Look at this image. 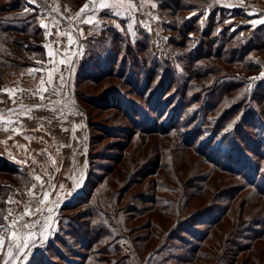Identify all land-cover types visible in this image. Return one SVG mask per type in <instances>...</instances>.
<instances>
[{"label": "rangeland", "instance_id": "obj_1", "mask_svg": "<svg viewBox=\"0 0 264 264\" xmlns=\"http://www.w3.org/2000/svg\"><path fill=\"white\" fill-rule=\"evenodd\" d=\"M9 1L13 0H0V3ZM16 1L20 2L18 10L5 11L2 15L13 17L16 14L22 18L32 15L34 23L40 27L46 25V28L41 27L44 54L37 53L35 58H29L28 61L34 62L31 65L7 71L0 93L8 94L0 103V115L22 103L23 106L44 105L38 109L47 117L50 137L43 155L31 158L32 164H36H31L32 167L41 170L40 180L35 179L36 173L34 175L28 164L20 165L8 157L19 164L27 181L23 180L24 184H19L6 202V213L0 224V239L3 240L0 264L5 261L9 264H88L95 256L102 260L96 264H264V196L254 184H249L239 172L219 169L197 153L194 147L201 138L193 146L190 140L176 132L157 134L139 130L137 124L154 122L157 111H152L143 102L152 99L150 91L139 100L128 90L130 86L122 77L113 75V69L123 67L119 63L125 57L124 50H119L115 64L107 55L101 58L99 50L85 52L89 41L108 27H115L130 42L146 39L149 35L155 57L167 61V67L175 75L185 76V67L177 50L166 41L168 33L158 10L159 0H148L147 3L144 0H117L121 2L118 4L114 0L110 10L105 7L110 4L108 0ZM211 1L209 4L227 8L222 14V27L227 25L228 29H235L243 40L260 25H254L253 21L264 20V0ZM153 3L156 8L151 6ZM238 8L241 10L232 11ZM81 9L85 11L81 12ZM204 11L198 19L201 28L207 20L208 10ZM194 13L199 12L191 10L187 15ZM75 14L80 15L76 20ZM86 19L88 23L84 22ZM46 32L51 34L46 36ZM191 35L192 42L197 43L200 32ZM48 41L56 52L49 55V59L46 53ZM70 42L71 49L66 56L64 53ZM249 57L258 64L257 69L247 70L240 63L226 65L223 70L226 73L219 82L222 87L229 82L225 79L228 75H243L247 83L241 87L238 99L245 101L244 104L251 96L262 93L264 47L254 49ZM130 58V54L127 55L126 64ZM105 63H112L113 66L108 67L111 72L99 75L104 71L103 67L106 68ZM36 66L61 68L60 74L54 75L58 81L54 87L56 91L52 93L51 89L52 97L47 100L40 99L37 83L28 84L18 78L23 71ZM126 66L128 69L129 64ZM126 73H129L127 76L136 74L134 71ZM61 74L63 82L60 81ZM163 95L171 93L163 91ZM251 103L255 105V101ZM198 105L188 106L182 117L191 115ZM164 122L165 118H161L157 123ZM255 125L251 129L260 133L261 138L253 144L264 149V120L259 121L257 127ZM204 128L211 132L209 127ZM226 134L224 129V136ZM226 149L225 144L218 148L216 158L238 168H248L251 160L257 159L249 153L250 156L245 154L225 160ZM0 153L3 154L1 150ZM256 163L263 165L264 159H257ZM63 171L68 176L62 184L64 189L60 190L62 195L50 197L40 206L43 210L35 212L26 222L35 227L17 231L16 223L10 219L22 210L30 191H41V181L45 186L48 177L51 179ZM3 180L0 174V181ZM62 205L69 208L58 210ZM97 222L108 230L93 247H113L107 256H100L104 250L93 254L92 246L79 249L76 244V235L83 236V232L91 227L95 232L93 226ZM9 244L13 246L11 250ZM18 244L19 254L16 252ZM77 250L86 253L82 262L76 255ZM59 252L64 256L60 257Z\"/></svg>", "mask_w": 264, "mask_h": 264}, {"label": "trees", "instance_id": "obj_2", "mask_svg": "<svg viewBox=\"0 0 264 264\" xmlns=\"http://www.w3.org/2000/svg\"><path fill=\"white\" fill-rule=\"evenodd\" d=\"M210 1L159 0L158 10L163 15V27L168 33L166 41L172 46V49L177 50V55L185 67V76L184 74L175 75V72L167 67V61L155 57L148 41L149 35H146V39L141 38L130 42L115 27H108L101 35L94 36L89 41L85 52L87 54L95 49L99 50L101 58L107 55L115 64L118 61L119 50H124L123 56L125 57H122L119 63L123 67L113 69V75L122 77L126 85L130 86L128 90L135 93L139 100H143L147 96V92L150 91L149 95L152 99H146L143 102L152 111H157L154 122L142 126L137 124L140 127L139 130L157 134L176 132L190 140L189 142L193 146L197 139L201 138L197 147H194L197 153H201L208 162L219 169L236 174L239 172L249 184H254L255 189L264 196V164L256 163L257 159H264V149L260 146H254L253 143L256 142V139L259 142L261 136L260 133L251 129L253 125L256 124L255 127H257L258 122L264 120V98L262 99L264 97V85H261L262 93H258L257 97L251 96L245 104V101L238 99L241 87L247 83L243 75H228L225 79H229V82L222 87L219 86V82L226 73L223 71L226 65L240 63L244 64L247 70L258 68V64L249 55L254 49L264 47V24H260L247 39L243 40L242 36H238L237 31L228 29L227 25L222 27V14L227 8L216 7L209 4ZM19 5L20 2L16 0L0 3V87L5 82L7 71L25 64L31 65L34 62H32L33 60L28 61L29 58H35L37 53L40 56L44 54V35L39 24L34 23L32 15L23 18L16 14L13 17L2 15L5 11H17ZM206 9L208 10L206 12L207 20L205 26L201 28L198 19L205 13L204 10ZM191 10H197L199 13L188 16L187 13ZM235 10L241 9H232V11ZM197 31L200 32V38L195 43L192 42L191 33ZM234 36L238 37L234 38ZM123 40L125 41L124 48ZM188 44H192V47ZM129 54L131 56L128 62L129 68L126 69L128 64H126L125 58ZM84 64L87 63L84 62ZM105 65L106 68L102 66L104 71L99 75H105L104 72H111V69L108 68L110 65L108 63ZM126 71H134L136 74L132 75L131 73L130 76H127L126 74L129 73ZM216 89L219 92H216ZM163 91L170 92L171 99L169 96H162ZM254 101L255 105L251 103ZM196 103L199 104L196 107L197 110L195 108L191 115L183 118L182 114H184L185 109ZM151 104H154L153 108ZM161 118H165V122L158 125L157 122ZM87 124L89 126V121ZM229 125L232 127L229 128ZM204 126L209 127L211 132L205 130ZM224 129L227 132L225 136ZM204 132L209 133L202 135ZM262 137L264 138V135ZM86 143L89 145L88 140ZM224 144L228 146L225 155H223L225 160L226 158L234 159L239 155L245 156V154L250 156L249 153L257 159L251 160V165L248 168L235 167L228 161L216 158L219 153L218 148ZM249 158L247 157V159ZM249 169L251 170L249 171ZM0 174L3 175L4 179L0 181L1 224L6 213L5 207L8 196L19 184H24V181H27L24 180L27 176L20 171L18 163L1 153ZM64 208L69 207L62 205L58 210ZM93 228L97 232L92 231L91 227L83 232V236L76 235L78 236L76 244H79V249H87L92 246L94 248L93 254H96L98 250H104L100 256H107L113 247L98 249L93 246L99 244V241L107 234L108 229L100 222L94 224ZM161 244L163 246L164 243ZM58 254L60 257L64 256L62 252ZM76 255L80 256L81 262L86 257V253L81 250H77ZM97 261L102 260L95 256L91 261H88V264H94Z\"/></svg>", "mask_w": 264, "mask_h": 264}, {"label": "crops", "instance_id": "obj_3", "mask_svg": "<svg viewBox=\"0 0 264 264\" xmlns=\"http://www.w3.org/2000/svg\"><path fill=\"white\" fill-rule=\"evenodd\" d=\"M108 1L110 2V4L107 3L106 9L110 10L113 6L112 3L114 0ZM115 1L116 4L121 3L117 0ZM83 11H85V9ZM78 17H80V15L75 14L74 19L76 20ZM46 44V53L49 59V54L51 53L53 55L56 52H54L53 48L50 46L49 41ZM40 65L41 64H39V66ZM39 66L28 69L27 71H23L21 76H19L18 78L26 81V83L28 84H32L35 82L40 89L41 78L43 77V79L47 81L49 79V72L53 68H45L44 66ZM56 69L58 71L54 73L55 77H57L61 71V68L59 67H56ZM55 77L52 80L51 86H49L47 83H45L44 85L45 87H49V91L43 93V95L46 97L45 100H47L48 97H52L51 89L56 87L58 82ZM35 106L36 105H24L23 111H18L19 109H21V106H19L4 115H0V150L5 156L12 158L20 165L28 164L34 175L36 173L37 177L41 174V170L39 168L35 169L34 167H32V165L36 164H32L31 158H34L38 155H43L45 150V143L46 140L49 139L50 134L47 131L49 123L47 122L46 115L44 114V112L40 111V109L35 108ZM28 109H32V111L29 112ZM9 121H14L16 123H8ZM67 176L68 174L66 173V171L58 172L54 176H52L51 179L50 177H48L45 180V188L41 189V191L31 190L28 194L29 200L24 203L22 210L15 213V215L11 217L10 220H12L13 223H16L17 221L27 222L34 215V209L36 207H40L46 204L50 197H60L62 195V193L60 192V186L67 179ZM44 191H47V196L43 195ZM40 201H44L45 203L41 205Z\"/></svg>", "mask_w": 264, "mask_h": 264}, {"label": "snow or ice", "instance_id": "obj_4", "mask_svg": "<svg viewBox=\"0 0 264 264\" xmlns=\"http://www.w3.org/2000/svg\"><path fill=\"white\" fill-rule=\"evenodd\" d=\"M29 2H31V0H29ZM144 2L145 3H147L148 2V0H144ZM153 8H156L157 7V5L155 4V3H153L152 5H151ZM86 7V6H85ZM105 7H107V5H105ZM134 7V6H133ZM81 11H83V9H81ZM195 14V13H194ZM154 19H155V17H153ZM85 23H88L89 22V20L88 19H86L85 21H84ZM254 25L256 24V23H260V24H264V20H259V21H253L252 22ZM141 24H143V21H141ZM118 27H119V25H117ZM41 27H47L46 25H44V24H41ZM129 30L131 31V28H132V25L131 24H129ZM233 30H235V29H233ZM51 33H49V32H46V36H48V35H50ZM133 35H134V33H133ZM71 49V42L68 44V48L65 50V55L67 56L68 55V51ZM50 56L52 55L51 53L49 54ZM64 61H61V63H63ZM69 63H71V61L69 60ZM69 70H71V69H69ZM58 70L57 69H52L50 72H49V79L47 80V81H45L44 79H43V77L41 78V81H40V83H41V88L39 89V93H40V99L41 100H43V99H45L46 97L43 95V93H45V92H48L49 91V87H45L44 85H45V83H47L49 86H51L52 85V80H53V78H54V73H56ZM60 81L61 82H63L64 81V76L61 74L60 75ZM55 88H52V92L53 93H55ZM12 93L10 92V95H11ZM33 95H36L37 93H32ZM41 107H44V105H36L35 106V108H41ZM23 109H24V106H23V103L21 104V109H19L18 111H23ZM28 111L29 112H31L32 111V109H28ZM8 123H16V122H14V121H9ZM232 127V125H229V128H231ZM65 131H67V129H64ZM36 179L37 180H40V177L39 176H37L36 177ZM41 188H44V183H43V181H41ZM60 188L61 189H63V185H61L60 186ZM43 195L44 196H47L48 195V193H47V191H44V193H43ZM69 195H70V193H69ZM40 203H41V205L43 204V203H45L44 201H40ZM43 210V208L42 207H36L35 209H34V211L36 212V213H39L40 211H42ZM49 211H51V209L49 210ZM27 215V214H26ZM14 227H16V229H17V231H21V230H23V229H27V228H29V227H35V225H30V224H28V223H26V222H24V221H17L16 222V224L14 225ZM0 243H3V240L2 239H0ZM33 244H35L36 242L35 241H33L32 242ZM29 247H31L32 245L30 244V245H28ZM12 244H9V249L11 250L12 249ZM19 249H20V245L18 244V245H16V252H17V254H19ZM5 264H9V262L8 261H5Z\"/></svg>", "mask_w": 264, "mask_h": 264}, {"label": "built area", "instance_id": "obj_5", "mask_svg": "<svg viewBox=\"0 0 264 264\" xmlns=\"http://www.w3.org/2000/svg\"><path fill=\"white\" fill-rule=\"evenodd\" d=\"M7 94H8V92H2V93H0V103H2V100L7 99Z\"/></svg>", "mask_w": 264, "mask_h": 264}]
</instances>
